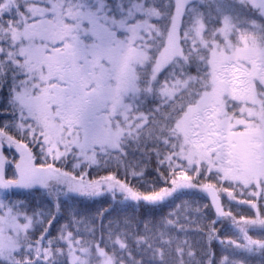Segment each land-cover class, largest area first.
Returning a JSON list of instances; mask_svg holds the SVG:
<instances>
[{
    "label": "snow or ice",
    "instance_id": "6c2138e0",
    "mask_svg": "<svg viewBox=\"0 0 264 264\" xmlns=\"http://www.w3.org/2000/svg\"><path fill=\"white\" fill-rule=\"evenodd\" d=\"M0 264H264V0H0Z\"/></svg>",
    "mask_w": 264,
    "mask_h": 264
}]
</instances>
